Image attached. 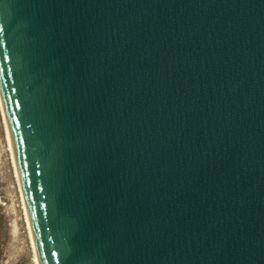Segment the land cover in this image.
<instances>
[{
    "label": "water",
    "instance_id": "water-1",
    "mask_svg": "<svg viewBox=\"0 0 264 264\" xmlns=\"http://www.w3.org/2000/svg\"><path fill=\"white\" fill-rule=\"evenodd\" d=\"M0 89L41 264H264V0H0Z\"/></svg>",
    "mask_w": 264,
    "mask_h": 264
},
{
    "label": "rangeland",
    "instance_id": "rangeland-1",
    "mask_svg": "<svg viewBox=\"0 0 264 264\" xmlns=\"http://www.w3.org/2000/svg\"><path fill=\"white\" fill-rule=\"evenodd\" d=\"M0 96V264H38Z\"/></svg>",
    "mask_w": 264,
    "mask_h": 264
},
{
    "label": "bare ground",
    "instance_id": "bare-ground-1",
    "mask_svg": "<svg viewBox=\"0 0 264 264\" xmlns=\"http://www.w3.org/2000/svg\"><path fill=\"white\" fill-rule=\"evenodd\" d=\"M0 96H1V103H2V106H3V109H4V113H5V118H6V123H7V129H8V133H9V139H10L11 146L13 148V151H14V156H15V161H16V166H17V172H18L17 174H18L19 183H20V186H21L22 192H23V198H24V202H25V206H26V210H27V215H28V220H29V227L32 230L33 240H34L35 246H36L37 261H38V264H41V260H40L39 253H38V249H37V245H36L35 235H34V231H33V226H32V222H31L30 215H29V209H28V205H27V199H26V196H25V192H24V188H23V184H22V180H21V176H20V172H19V167H18V164H17V159H16V153H15L13 138H12L11 129H10L9 121H8V118H7V114H6V111H5V105H4V101H3V98H2L1 89H0Z\"/></svg>",
    "mask_w": 264,
    "mask_h": 264
}]
</instances>
